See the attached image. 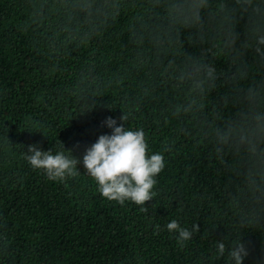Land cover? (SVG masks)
Segmentation results:
<instances>
[{
    "label": "trees",
    "instance_id": "16d2710c",
    "mask_svg": "<svg viewBox=\"0 0 264 264\" xmlns=\"http://www.w3.org/2000/svg\"><path fill=\"white\" fill-rule=\"evenodd\" d=\"M262 34L264 0H0V264H235L215 254L237 238L243 264H264V183L248 175L264 164L239 140ZM108 117L164 157L145 205L103 197L83 164ZM29 145L78 174L48 179ZM172 220L200 230L181 246Z\"/></svg>",
    "mask_w": 264,
    "mask_h": 264
},
{
    "label": "clouds",
    "instance_id": "9594fccd",
    "mask_svg": "<svg viewBox=\"0 0 264 264\" xmlns=\"http://www.w3.org/2000/svg\"><path fill=\"white\" fill-rule=\"evenodd\" d=\"M248 5L252 0H245ZM259 12V7H254ZM257 44L264 45V34L258 35ZM260 52V47H257ZM246 72L240 77L246 78ZM207 78L214 81L217 76L215 69L209 67ZM242 98L248 106L244 114L247 120L246 127L242 130L239 140L248 153L250 160L264 164V89L257 85H250L240 90ZM127 117L123 114L120 120L125 121ZM105 124L112 128L111 135H101L97 142L86 150L83 157V164L88 174L93 177L99 185L103 197L109 200L118 201L123 204L130 200L137 205H145L155 195L152 192L156 180L154 177L161 172L165 166L163 155L156 153L150 158L147 155L148 145L145 142L144 131L126 130L123 124L117 125V121L108 117ZM231 133L219 134L222 143H227ZM26 158L34 169H43L50 180L64 181L67 177H74L79 163L77 158L70 159L62 152L52 154L51 150L41 151L35 145L28 146ZM250 183L257 185L264 183V175L259 171L250 170ZM146 210V209H145ZM169 232H178L177 240L181 246L192 238L194 232H199L198 224L192 226L191 231L176 221L168 223ZM216 259L224 257L227 252L228 260L235 264H243L244 258L248 255L247 248L239 238L232 241L231 247H227L224 241L217 242Z\"/></svg>",
    "mask_w": 264,
    "mask_h": 264
}]
</instances>
